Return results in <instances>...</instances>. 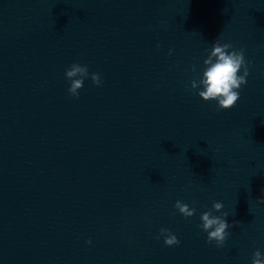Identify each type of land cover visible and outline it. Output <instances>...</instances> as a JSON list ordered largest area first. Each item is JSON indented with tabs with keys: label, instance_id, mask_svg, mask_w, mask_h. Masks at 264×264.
I'll use <instances>...</instances> for the list:
<instances>
[{
	"label": "water",
	"instance_id": "1",
	"mask_svg": "<svg viewBox=\"0 0 264 264\" xmlns=\"http://www.w3.org/2000/svg\"><path fill=\"white\" fill-rule=\"evenodd\" d=\"M217 38L250 61L219 110L191 86ZM72 62L102 83L72 96ZM262 197L264 0H0V264H252Z\"/></svg>",
	"mask_w": 264,
	"mask_h": 264
},
{
	"label": "clouds",
	"instance_id": "2",
	"mask_svg": "<svg viewBox=\"0 0 264 264\" xmlns=\"http://www.w3.org/2000/svg\"><path fill=\"white\" fill-rule=\"evenodd\" d=\"M205 51L207 55L203 58L201 69L197 70L195 64L191 66L193 71L197 72L196 78L191 80V86L203 99L215 100L217 110L229 108L238 100L239 89L246 83L250 61H246L243 48H236L231 42H222L219 38L214 40L211 47ZM172 52L173 49L169 48L168 54L171 55ZM89 75L94 84L100 85L102 83L99 72L89 73L87 65L72 62L65 69V76L69 80L68 92L72 96H79L78 90ZM260 201H264V197L260 198ZM174 207L185 217L196 212L195 207H190L189 203L180 199L175 201ZM223 208L222 201L214 200L211 208L200 213L201 223L198 225L206 232L207 240L215 242L218 247L223 246L226 237L229 235L227 229L231 227L230 222L226 219L229 212L220 211ZM213 209L219 214H215ZM235 223L240 222L236 221ZM161 236L167 245L179 244L180 242L177 235L167 227L159 229L156 238L159 239ZM88 243H91V240ZM252 264H264V252L259 248L253 252Z\"/></svg>",
	"mask_w": 264,
	"mask_h": 264
}]
</instances>
